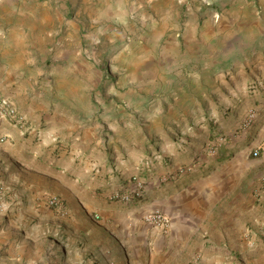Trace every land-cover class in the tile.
<instances>
[{
	"label": "rangeland",
	"instance_id": "rangeland-1",
	"mask_svg": "<svg viewBox=\"0 0 264 264\" xmlns=\"http://www.w3.org/2000/svg\"><path fill=\"white\" fill-rule=\"evenodd\" d=\"M1 100L15 114L0 104V264H158L114 231L126 232L123 212L90 205L97 195L136 207L168 185L164 197L196 221V181L181 196L196 166L248 168L197 186L212 197L207 226L241 207L263 212L264 141L241 149L264 133V0H0ZM150 214L167 216L153 207L134 221ZM247 230L257 247L242 261L253 264L264 237Z\"/></svg>",
	"mask_w": 264,
	"mask_h": 264
},
{
	"label": "crops",
	"instance_id": "crops-1",
	"mask_svg": "<svg viewBox=\"0 0 264 264\" xmlns=\"http://www.w3.org/2000/svg\"><path fill=\"white\" fill-rule=\"evenodd\" d=\"M247 79L250 78L247 77ZM205 135L209 138H215V135H217L215 128L211 124L208 125ZM262 140L264 141V133L259 141L256 138L249 142L246 146L242 147V152H252L261 142H263ZM256 143L258 144L255 146ZM233 155L234 154L231 156ZM68 165L73 166V162L70 161V164ZM150 171L142 168V170L138 169L137 173L139 174L140 179L149 181ZM243 171H245V174L248 173L247 166L235 169H232V167L230 168L229 166H196V180L189 182L188 179H190V176H187L186 180L182 183L187 184L181 189L184 194H181V196L186 198L188 195L187 192L191 186L190 184L196 181V214H194L196 215V221L195 216L193 218L189 216L191 213L185 208L186 205H184L180 200H172L176 194L164 197L162 192L167 189L166 187H169L168 185H164L165 187H163V190L159 189L160 192H158V190H153L152 186H150L149 191L147 192L148 196L145 197L147 201L142 200L144 201L141 202L142 204L136 203V207L127 206L122 203L105 204V202L101 200V197H98L97 195L94 197L100 200L97 199L94 201L90 207L93 209H103L106 214L123 212L127 219V222H125L126 234L124 233L121 235L122 233L119 232V228H116L114 231L120 235V238L125 236V238H128L126 243L130 250H135V248L131 247V244L129 245L131 241L136 240L140 244L145 242V250L148 259L150 261H154L155 259L160 258V262L158 264H252L249 261H242L244 255L254 253L257 247V245H253L257 240L255 238L250 239L248 237L249 232L252 231L247 229H249L250 225H254L255 231L259 232L264 237V209H262L263 212H260V209L257 208L256 210L258 211L253 212L250 217L248 210L246 211L245 208L241 207L239 209H235L230 215H225L223 218V214L220 215L213 226L209 227L206 225L208 212H206V208L204 207L211 201L212 197L206 193L207 188H205V190L197 188L201 182H203V186L208 185V189H210V187L216 189L217 185L221 184L228 185L229 182L233 183L236 180L233 179L231 175L236 176V173L237 175L242 174ZM259 174L261 175L263 172H260ZM218 181L222 182L217 184ZM149 184L152 185L150 181ZM101 185H105V182ZM215 193L217 195V190ZM60 194L63 198L68 200V193ZM236 197L238 198L239 196ZM256 200L260 201V204H264V181L263 183L258 184ZM153 207H161L167 213V216L171 217L172 225L167 230H160L153 228L146 223L142 224V222L134 221V218L136 219L138 216L143 217L142 215L153 209ZM136 223L138 224L136 225ZM194 224H196V246L192 245L189 247L187 250L188 259L186 261V240H188L194 233ZM256 227L259 229H256ZM9 231L12 234L15 233L14 229H10ZM114 231L113 234L116 236L117 242L115 244L117 246L119 242L118 235ZM105 234L106 233L104 232L103 235ZM206 234L209 235V238L207 240H203L202 236ZM14 240H16V238ZM215 240H218L219 243L217 244ZM5 241L6 237L0 236V244H3ZM262 242L263 241L260 240L261 244ZM11 250L12 249H9L8 251L9 259H15L19 263L21 258H19L16 254L10 253ZM194 251L196 254L198 253L196 260L192 258ZM253 264H264V257L261 256L259 259L255 260Z\"/></svg>",
	"mask_w": 264,
	"mask_h": 264
},
{
	"label": "built area",
	"instance_id": "built-area-1",
	"mask_svg": "<svg viewBox=\"0 0 264 264\" xmlns=\"http://www.w3.org/2000/svg\"><path fill=\"white\" fill-rule=\"evenodd\" d=\"M1 106L9 113V114H15V110L11 108L10 104L7 102V100H1L0 101ZM1 142H3V139H0ZM254 156H258L259 152L255 151L253 153ZM47 205L53 209L61 210L62 204L60 199L57 196H50L47 200ZM147 223H149L151 226H158L159 228L163 230H167L169 228V219L166 215L163 214H150L146 218Z\"/></svg>",
	"mask_w": 264,
	"mask_h": 264
},
{
	"label": "bare ground",
	"instance_id": "bare-ground-1",
	"mask_svg": "<svg viewBox=\"0 0 264 264\" xmlns=\"http://www.w3.org/2000/svg\"><path fill=\"white\" fill-rule=\"evenodd\" d=\"M227 164H229V163H227Z\"/></svg>",
	"mask_w": 264,
	"mask_h": 264
}]
</instances>
